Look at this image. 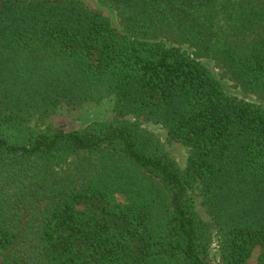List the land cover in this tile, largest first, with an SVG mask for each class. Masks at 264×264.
I'll list each match as a JSON object with an SVG mask.
<instances>
[{"label":"trees","instance_id":"trees-1","mask_svg":"<svg viewBox=\"0 0 264 264\" xmlns=\"http://www.w3.org/2000/svg\"><path fill=\"white\" fill-rule=\"evenodd\" d=\"M96 1L119 31L81 0H0V264H209L198 185L219 264H264V109L200 63L264 105V0ZM106 98L186 146L185 169L137 123L27 124Z\"/></svg>","mask_w":264,"mask_h":264},{"label":"rangeland","instance_id":"rangeland-1","mask_svg":"<svg viewBox=\"0 0 264 264\" xmlns=\"http://www.w3.org/2000/svg\"><path fill=\"white\" fill-rule=\"evenodd\" d=\"M81 1L89 10L99 12L107 17L110 20L111 25L119 31L118 20L111 9L100 5L96 0ZM176 47L185 55L193 57V50L190 46L184 44ZM200 63L220 83L226 96L264 109V105L256 96L246 93L241 88L237 87L216 62L210 59H201ZM113 108L114 99L106 98L96 103H86L79 106L61 105L54 113L48 116L41 117L36 114H29L27 115L26 120L27 124L31 127L49 130L61 129L66 132L82 129L92 122L126 121L137 123L144 130L150 132L159 139L166 154L177 163L180 170L185 169L189 150L182 143L171 140L164 127L153 121L136 118L132 115L117 116ZM189 195L193 201L195 212L208 226V230L210 231L211 243L208 254L209 264H219L220 251L218 245V232L202 204L203 199L201 196L200 185L195 186L194 189L189 192ZM118 201L123 203L125 198L122 195H119ZM258 255L259 248L256 247L251 251L246 264H257Z\"/></svg>","mask_w":264,"mask_h":264}]
</instances>
